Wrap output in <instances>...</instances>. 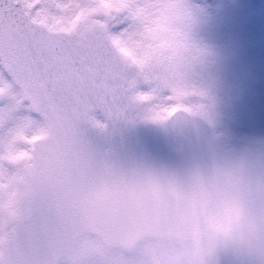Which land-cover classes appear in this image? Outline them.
<instances>
[{
  "label": "rangeland",
  "instance_id": "obj_1",
  "mask_svg": "<svg viewBox=\"0 0 264 264\" xmlns=\"http://www.w3.org/2000/svg\"><path fill=\"white\" fill-rule=\"evenodd\" d=\"M184 3L183 28L195 55L181 79L183 41L171 27L179 13L178 0H105L112 11L127 17V31L110 39L127 64L123 111L129 124L158 123L170 147L179 151L182 142L168 116L183 106L207 119L223 144L264 145V0ZM88 119L100 129L106 123L101 110L92 111ZM47 132L42 115L0 117V256L18 222L34 212L32 140ZM114 142L106 139L103 146L109 150ZM158 241L175 243L161 260L153 248ZM187 255L176 239L152 237L127 250L110 248L98 236L86 234L59 264H185Z\"/></svg>",
  "mask_w": 264,
  "mask_h": 264
},
{
  "label": "water",
  "instance_id": "obj_2",
  "mask_svg": "<svg viewBox=\"0 0 264 264\" xmlns=\"http://www.w3.org/2000/svg\"><path fill=\"white\" fill-rule=\"evenodd\" d=\"M115 75L120 77L119 73ZM121 91L113 86L106 102L83 105V108H87L85 115L92 108L106 107L108 118L111 119L106 134L95 133L93 136L97 155L91 151L88 156V161L94 168L91 171L97 174L96 186H100L103 193L96 194V189L87 184L82 201L73 199L66 203L60 198L59 192L48 191L44 194L38 177L43 163L38 158L34 176L35 215L19 225L16 237L9 244L5 256L0 259V264H55L65 250L79 241L85 231L99 234L110 246L129 247L147 235L172 237V228L164 212L156 210L142 186L136 188V182L130 181L131 168L138 165L139 158L143 155L142 150L152 147L154 143L168 158L166 165L169 164L170 169H173L182 167L194 154L219 144V139L213 136L205 121L181 113L173 119V123L184 142V149L181 153L170 152L163 138V131L156 125L150 124L138 131H131L126 127L120 110ZM83 108L80 115L83 114ZM47 119L53 125L52 120ZM88 136L91 138L90 132ZM150 137L153 141L149 144ZM101 138L121 140L120 183H115L108 168V156L99 146ZM146 144L147 147H144ZM154 154L157 153H148L149 156ZM44 178L48 179L49 174ZM130 191L135 205L139 207L135 211ZM53 208L52 215H49Z\"/></svg>",
  "mask_w": 264,
  "mask_h": 264
},
{
  "label": "snow or ice",
  "instance_id": "obj_3",
  "mask_svg": "<svg viewBox=\"0 0 264 264\" xmlns=\"http://www.w3.org/2000/svg\"><path fill=\"white\" fill-rule=\"evenodd\" d=\"M126 31L105 0H0V117L106 102V38Z\"/></svg>",
  "mask_w": 264,
  "mask_h": 264
},
{
  "label": "clouds",
  "instance_id": "obj_4",
  "mask_svg": "<svg viewBox=\"0 0 264 264\" xmlns=\"http://www.w3.org/2000/svg\"><path fill=\"white\" fill-rule=\"evenodd\" d=\"M177 7L171 27L183 41L182 79L195 53L183 28L184 0ZM142 187L187 248L185 264H264V145L215 144L182 167L146 174Z\"/></svg>",
  "mask_w": 264,
  "mask_h": 264
},
{
  "label": "bare ground",
  "instance_id": "obj_5",
  "mask_svg": "<svg viewBox=\"0 0 264 264\" xmlns=\"http://www.w3.org/2000/svg\"><path fill=\"white\" fill-rule=\"evenodd\" d=\"M110 147V151L115 154L118 150V143H112L111 145H109ZM159 243L156 244L153 248L158 252V259L161 260L163 258V256L165 255V253L167 252V254L169 253V251L171 250V248L173 246H175V243L173 245H167L166 243H163L162 241H158ZM164 252V254H163Z\"/></svg>",
  "mask_w": 264,
  "mask_h": 264
}]
</instances>
